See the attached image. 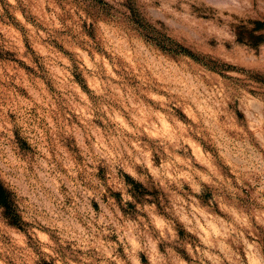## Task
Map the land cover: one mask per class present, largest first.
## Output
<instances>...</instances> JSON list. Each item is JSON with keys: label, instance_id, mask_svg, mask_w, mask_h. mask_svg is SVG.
I'll return each instance as SVG.
<instances>
[{"label": "rangeland", "instance_id": "rangeland-1", "mask_svg": "<svg viewBox=\"0 0 264 264\" xmlns=\"http://www.w3.org/2000/svg\"><path fill=\"white\" fill-rule=\"evenodd\" d=\"M0 264H264V0H0Z\"/></svg>", "mask_w": 264, "mask_h": 264}, {"label": "trees", "instance_id": "trees-1", "mask_svg": "<svg viewBox=\"0 0 264 264\" xmlns=\"http://www.w3.org/2000/svg\"><path fill=\"white\" fill-rule=\"evenodd\" d=\"M0 206L4 208L5 214H10V198H9V192L7 189L3 186L2 183H0Z\"/></svg>", "mask_w": 264, "mask_h": 264}]
</instances>
